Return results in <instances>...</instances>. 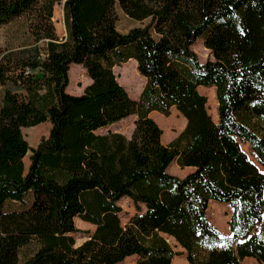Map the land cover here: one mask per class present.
<instances>
[{
  "label": "trees",
  "instance_id": "16d2710c",
  "mask_svg": "<svg viewBox=\"0 0 264 264\" xmlns=\"http://www.w3.org/2000/svg\"><path fill=\"white\" fill-rule=\"evenodd\" d=\"M60 2L0 0V26L22 19L33 39L0 50V264H170L162 235L187 264H264V172L238 143L264 166V0H64V38ZM117 10L139 25L119 31ZM129 59L144 78L137 99L113 73ZM72 64L90 80L78 95L66 90ZM198 86L213 88L216 121ZM171 108L185 123L162 144L149 113ZM130 115L128 137L98 133ZM44 122L30 147L23 129ZM172 161L191 170L167 173ZM121 197L135 211L124 225ZM209 200L229 206V238L208 221Z\"/></svg>",
  "mask_w": 264,
  "mask_h": 264
},
{
  "label": "rangeland",
  "instance_id": "374dc122",
  "mask_svg": "<svg viewBox=\"0 0 264 264\" xmlns=\"http://www.w3.org/2000/svg\"><path fill=\"white\" fill-rule=\"evenodd\" d=\"M63 2L55 4L53 11V24L56 34L60 38L66 37V26L63 11ZM116 28L125 32L127 29L133 26L139 25V23L128 19L119 10L116 11ZM33 43V39L27 32V27L22 19L15 20L9 24L0 26V50H5L9 48H21L23 46ZM191 50L195 53L199 62H204L206 59H210V55L207 49L202 46L201 40L197 39L191 45ZM113 73L116 78L119 79L120 85L125 89L126 93L133 99H137L139 92L144 84V78L141 77L135 68V62L132 59L127 60L119 66L113 67ZM70 83L67 86V92L71 94H81L85 86L90 83L89 78L85 75V71L81 66L77 64H72L70 70ZM198 92L203 94L207 100L208 98V109L211 114L210 118L212 121H216V101L214 97V92L212 87H198ZM206 108V110H207ZM161 129L160 141L162 144L168 143L174 136H176L184 127L185 120L173 109L169 110V113L161 115L156 111L150 112L149 115ZM135 116L130 115L125 119H122L116 123L109 125L106 128L98 130V133H105L107 130H114L116 132L122 133L124 136L128 137L133 124ZM50 124L48 122L41 123L34 127H27L23 129V134L30 147H35L41 137H46L48 135ZM258 131L264 133V123H261ZM238 143H243L242 148L246 151L249 161H251L261 172H264V166L257 163L254 154L250 151L248 144L245 142L238 141ZM30 152L23 158L24 167L27 169L29 163ZM191 168H179L174 161H172L166 168L167 173L176 175L178 177L185 175L189 172ZM31 196L27 195L25 198V203H29ZM18 203L9 202L6 208H13ZM116 204L120 207V211L117 216L121 225H124L128 218L134 214V209L131 201L126 197H121ZM209 210L208 216L206 217L208 221L216 227L222 238H229L230 232L228 231L227 221L229 218L230 208L227 204H220L215 201L209 200ZM74 222L77 228L82 230H93L94 226L81 221L79 218H74ZM259 226L256 227V230ZM76 245H79L86 239V235L81 232H76L74 235ZM172 250L176 254L172 257L170 264H187L184 259V253L180 247H178L172 238L162 235ZM135 255L125 257L122 261L116 264H135ZM243 264H258L254 259L250 257H245Z\"/></svg>",
  "mask_w": 264,
  "mask_h": 264
},
{
  "label": "crops",
  "instance_id": "0c3cea01",
  "mask_svg": "<svg viewBox=\"0 0 264 264\" xmlns=\"http://www.w3.org/2000/svg\"><path fill=\"white\" fill-rule=\"evenodd\" d=\"M198 87H200V86H198ZM197 87V88H198ZM149 115H150V113H149ZM111 131H114V130H111ZM185 168H190V167H185ZM180 177H182V176H180ZM85 223H87V224H89V225H91L90 223H88V222H85Z\"/></svg>",
  "mask_w": 264,
  "mask_h": 264
}]
</instances>
